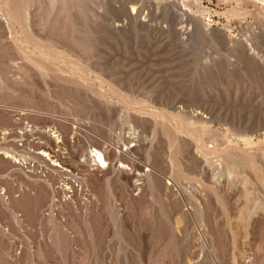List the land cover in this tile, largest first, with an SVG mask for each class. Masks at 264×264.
Instances as JSON below:
<instances>
[{
  "label": "rangeland",
  "instance_id": "obj_1",
  "mask_svg": "<svg viewBox=\"0 0 264 264\" xmlns=\"http://www.w3.org/2000/svg\"><path fill=\"white\" fill-rule=\"evenodd\" d=\"M23 121L81 190L0 157V264H264V0H0Z\"/></svg>",
  "mask_w": 264,
  "mask_h": 264
},
{
  "label": "built area",
  "instance_id": "obj_2",
  "mask_svg": "<svg viewBox=\"0 0 264 264\" xmlns=\"http://www.w3.org/2000/svg\"><path fill=\"white\" fill-rule=\"evenodd\" d=\"M41 134L54 145L61 142L54 127L41 129L28 121L10 129H0V157L10 161L25 176L47 184L56 194L53 203H67L81 187L75 182V174L63 165L55 153L40 146ZM67 178L68 182L64 181ZM0 196L6 197L2 189Z\"/></svg>",
  "mask_w": 264,
  "mask_h": 264
},
{
  "label": "bare ground",
  "instance_id": "obj_3",
  "mask_svg": "<svg viewBox=\"0 0 264 264\" xmlns=\"http://www.w3.org/2000/svg\"><path fill=\"white\" fill-rule=\"evenodd\" d=\"M172 14L175 15V12L172 11ZM9 17L11 19H13L12 20L13 22L20 23V24H22V27H24L23 25H25V24H23V23H24L26 17L25 16H22L21 13H18L17 11L16 12L15 11H12V12H10ZM92 158H93V161L98 162V163H100L102 165L104 164L103 156H102V154L99 151L92 150Z\"/></svg>",
  "mask_w": 264,
  "mask_h": 264
}]
</instances>
